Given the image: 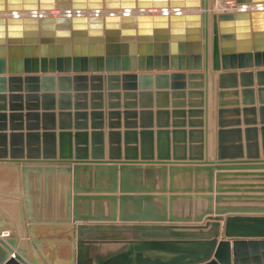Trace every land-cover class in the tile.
Here are the masks:
<instances>
[{"label":"water","instance_id":"obj_1","mask_svg":"<svg viewBox=\"0 0 264 264\" xmlns=\"http://www.w3.org/2000/svg\"><path fill=\"white\" fill-rule=\"evenodd\" d=\"M214 4L215 0H0V73L13 72L0 74L3 83L38 79L23 72L60 71L58 76L42 74V81H51L54 87L55 79L62 85L65 80L90 77L101 88L106 76L111 87L119 85L113 80L123 79L125 88L132 89L139 79L144 89L140 95H151L155 75L157 94L169 88L158 82L168 76L175 80L172 93L184 94L186 90L178 89L186 83L177 80L187 77L192 97L205 92L203 81L191 80L205 76L202 68L209 51L213 68L226 69L219 74L217 160L205 158L204 151L194 153L193 136L204 132V122L195 124L192 119L189 130L173 129L172 150L170 129L159 128L156 154L152 129L141 130V142L136 136L130 142V133L137 131L125 130L124 154L122 131L110 130L108 157L102 124L96 126L94 121L91 144L84 122V130L74 132L73 150L71 130L59 132V150L53 131L43 132L42 144L39 132H27L26 144L22 132H12L9 150L7 134L0 132L5 145L0 149V264H264L261 82V142L256 106H248L255 104L253 88L248 86L253 81L250 67H257L260 81L264 76V6L217 11ZM150 7L162 10L147 12ZM105 9L122 11L99 12ZM51 10L62 13L49 14ZM154 69L167 71L153 74ZM237 70L243 79L245 106L226 108L222 95L238 90H225L237 86L224 80L230 76L236 80ZM65 95L70 97L69 92L59 93ZM204 104V99L190 101L188 111L173 113L197 116L204 112ZM230 110L238 115L243 110L244 128L240 118L224 121ZM146 113L151 116L152 111ZM102 114L92 112V116ZM177 133L183 134V148L176 144ZM145 134L151 137L147 152ZM162 134L167 136L165 146L160 142ZM228 134L237 142L233 149ZM245 154L248 159H242Z\"/></svg>","mask_w":264,"mask_h":264},{"label":"crops","instance_id":"obj_2","mask_svg":"<svg viewBox=\"0 0 264 264\" xmlns=\"http://www.w3.org/2000/svg\"><path fill=\"white\" fill-rule=\"evenodd\" d=\"M217 0H215V10L219 11L216 8ZM264 67V66H263ZM253 71V81L252 85H248L253 88V98L255 104L248 106H256L255 116L257 118V126L259 127V139L261 142V131H260V118L261 111L260 107V92H259V82L264 85V76H262L261 81L259 80V76L257 75V67H250ZM205 72V76L203 78H193L191 81L193 83L204 82V94L200 95L199 93L189 96L188 90L190 89L189 81L187 77L183 79H176L177 81H182L186 83V87L184 89L178 90H186V93H172V82L175 80L168 76V78L162 77L158 82L161 85H169L168 89H161L159 91L160 94H157V79L154 75L152 78V86L153 88L151 95L146 93L140 95L141 85L140 80L136 79V85L134 88H125L124 80H113V82L119 83L118 86L109 85V80L106 76H104L102 80V87L97 88L98 80L92 81L91 78H87L84 81L71 79L70 81L65 80L60 85L58 79L54 81V87H52L51 81H42V74L50 73L58 76L59 73H63L60 71L54 72H43V71H34V72H23V76L26 75H37V80H26L25 78L22 81H13L12 83L7 80L6 82H0V86L5 85V87H0V114H5V117L0 116V132H6L7 138V148L10 149V135L12 132H22L24 135V140L26 144L27 132H39L41 144L43 142V132L45 131H53L56 133V149L59 150V132L61 130H71L73 132L71 136V145L72 150L75 148V134L74 132L77 130H84V126L86 122L87 131L89 132L88 138L89 142H91V131L93 128V121L96 126L102 124L101 130L104 133V142H105V154L106 157L109 156V131L110 130H120L122 131V144H123V154H124V131L129 129L131 131H137L136 134L130 133L129 141L135 142V136L137 137V142H141V130L142 129H152L154 130L153 140L155 143L154 152H157V141L158 135L157 130L159 128H168L170 129V141H171V150L173 145V129L174 128H186L189 130L190 120H193V123L198 124L200 122H204V132H195L193 139V151L196 154H199L204 151L205 158H212L213 160H217V144H218V123H219V103H220V87H219V74L226 69H214L212 65V57L210 56L206 61V67L202 68ZM153 74L156 72H163L167 70H151ZM169 72H175L180 70H168ZM182 71V70H181ZM188 72V70H184ZM237 78L236 80L231 76L224 80L226 85H234L237 87H229L225 88V90H238V94L235 93H225L222 95L223 103H225L226 108H232L234 106H239L243 108L244 100H243V79L240 75V70H237ZM124 71H122L123 73ZM13 73V72H12ZM9 71L4 73L6 76H10L12 74ZM69 73V72H68ZM107 73V72H106ZM104 73V74H106ZM235 81V82H234ZM78 84V85H77ZM94 84V85H93ZM69 90H60V89H68ZM135 92L134 94H129L125 96L126 91ZM146 90V89H145ZM149 90V89H147ZM169 90V91H166ZM118 92L119 95L110 96L111 92ZM60 92H69L70 97L68 96H59ZM93 92H102V96L92 95ZM167 92V93H165ZM11 94H18L21 97L11 98ZM52 94L54 96H52ZM262 96L264 97V90L262 91ZM247 98H251V95H247ZM204 99L205 104L203 110L204 112L201 114H197V116H189L188 112L185 114H174L173 111L176 110H186L190 108V101L200 102V100ZM250 100V99H248ZM239 102V105H230L232 102ZM112 102V103H111ZM112 105V106H111ZM115 110L119 111L120 114L111 115L110 111ZM151 110L152 114L146 113V111ZM86 113V116L79 115L78 117L75 115L76 112ZM101 111L103 112L102 116L95 115L92 116V112ZM125 111H136L137 113H129L128 116H125ZM141 111H145L144 114H141ZM162 111V112H158ZM163 111H167L163 112ZM12 113L21 114V116L11 117ZM62 113V116L61 114ZM38 114V116L36 115ZM46 114V115H44ZM248 116H251L250 114ZM240 118L242 120L241 127L244 128L246 124L244 123V114L243 110L240 114H236L230 110V112H226L223 115V119L226 123H233L234 120ZM181 123H184V126H178ZM3 124V125H1ZM183 125V124H182ZM70 128V129H64ZM80 128V129H79ZM198 128V127H194ZM244 136V134H243ZM227 143L232 147L237 143L233 134H228ZM115 138V137H114ZM144 144L145 150L150 151L151 137L149 134H145ZM186 138L189 139V133L186 132ZM31 144H33V138ZM183 134H176V144L179 145V148H183ZM50 140V139H49ZM48 140V142H49ZM84 140L83 135L79 137V146H82V141ZM201 140H203L201 142ZM117 140L114 139V146H117ZM160 142L162 145L167 144V136L162 134L160 137ZM245 142V136H244ZM50 143V142H49ZM186 143V142H185ZM91 144V143H90ZM135 144V143H130ZM3 138H0V149H4ZM16 146V143H15ZM33 146V145H32ZM64 146L65 149L69 148V137H64ZM163 147V146H162ZM91 152V147H89ZM140 152V146H139ZM186 152L189 154V149H186ZM247 154L243 156L242 159H248ZM260 157L264 158L262 145H260ZM10 158V157H6ZM216 193V192H215ZM223 224V222H222Z\"/></svg>","mask_w":264,"mask_h":264},{"label":"bare ground","instance_id":"obj_3","mask_svg":"<svg viewBox=\"0 0 264 264\" xmlns=\"http://www.w3.org/2000/svg\"><path fill=\"white\" fill-rule=\"evenodd\" d=\"M242 4V3H241ZM240 4V7H242L243 5ZM264 5V4H263ZM246 6V5H244ZM256 7L257 4L255 2H250L248 4L247 7ZM216 8L220 11V10H224V8H226V4H225V0H217V4H216ZM161 8H158V7H150L147 9V12H150V13H154V12H161ZM186 10V9H184ZM122 10L120 9H113V10H105L104 12H121ZM133 12H137L138 9L137 8H134L132 9ZM170 11H174V9H170ZM8 13V12H7ZM61 14L62 13V10H52V13H49V14Z\"/></svg>","mask_w":264,"mask_h":264},{"label":"built area","instance_id":"obj_4","mask_svg":"<svg viewBox=\"0 0 264 264\" xmlns=\"http://www.w3.org/2000/svg\"><path fill=\"white\" fill-rule=\"evenodd\" d=\"M225 4H226V8H224V9H228V10L252 9V7H250V6L247 7L249 3H242L241 4V3H238L236 0H225ZM240 4L243 5V6L240 7ZM263 4L264 3H258L257 6H264ZM244 5H246V6H244ZM105 10H102V11H99V12H101V13H107V12H104ZM72 12H74V11H72ZM87 12H90V11H87ZM48 13H52V10L51 11H48Z\"/></svg>","mask_w":264,"mask_h":264}]
</instances>
